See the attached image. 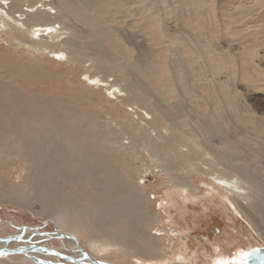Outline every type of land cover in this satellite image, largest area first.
Masks as SVG:
<instances>
[{"label": "bare ground", "instance_id": "bare-ground-1", "mask_svg": "<svg viewBox=\"0 0 264 264\" xmlns=\"http://www.w3.org/2000/svg\"><path fill=\"white\" fill-rule=\"evenodd\" d=\"M120 2L121 0H0V32L17 45L24 43L31 51L47 56L49 54L52 56L49 60L55 64L59 59L54 55L64 54L67 60L77 64L84 62L83 59L87 57L93 62L94 58L98 68L104 66L118 74L121 81L125 82L124 87L113 81L106 90L111 91L113 99L122 105L123 114L128 116L120 123L115 122L117 128L111 129V122L117 120L103 122L81 115L80 109L70 97L43 95L34 88H24L17 83L14 74L18 71L25 72L24 69L16 66L6 70L1 68L0 157H21L27 174V186L10 184L0 175V203L9 202L31 208L34 201H39L38 212L49 218L42 222V226L52 224L53 231H41L38 228L39 232L36 233L26 230L24 235H31L28 241L33 243L42 237L45 245H40L51 248V238H64L67 240L66 250L72 247V257H78V246L84 248L79 242L83 230L85 234L89 233L85 238L88 241L87 247L94 256L87 253L94 259L112 262H107L109 264H163L161 258L164 249L169 247L165 241L170 239L165 240V236L158 237L146 232L154 222H160L161 218L153 216L149 210V196L139 186L136 178L142 172L141 164L149 160L152 165L163 167L169 179L188 187L191 179L186 180L183 175L177 174L178 171L183 174L187 172V166H178L176 159L180 158L186 160L190 169L194 163H198L199 172L210 175L205 182V189L230 200L237 211L254 228H258L256 229L264 240V230H259L264 228V184L259 183L245 165L228 159L225 149L232 151V146L235 147L231 140L223 139L221 146L220 143L214 145V142L211 145L208 137L221 132L219 122L204 113L196 116L186 107H180L181 102H175L171 107L160 104L158 100L151 98L147 88L140 84L137 77H125L127 74L123 62L110 57V50L117 53V49L106 43V40L113 30L112 24L115 21L112 18L124 6ZM142 4L146 8H143V14L148 13L146 18L149 22L151 19L148 7H152V1ZM73 16L83 17V26L87 28L83 29L75 23ZM184 43L191 46L189 50L185 47L181 51L183 57L179 60L190 62L188 53L196 52L187 39ZM192 56L193 62L198 63V53ZM165 67L167 68L166 62ZM168 67L174 76L187 78L185 64L181 65L182 73L169 64ZM148 68L145 71L152 77L155 70L153 64L149 63ZM31 70L36 72L37 66L33 65ZM2 71H9V75H2ZM32 71V77H37ZM84 79L89 83H85ZM84 79H79V84L83 83L87 88H100L108 82L98 75L85 74ZM196 79L198 80L197 77ZM164 80H167L166 85L172 84L170 75ZM184 91L188 100L198 99V93L188 82ZM129 93L131 96H128ZM180 100L183 101V97ZM129 101L141 104H135L134 107L132 105L128 111L125 107L130 106ZM134 114L137 118L132 120ZM130 121L136 123V129ZM126 126H129L130 135L126 137L129 138L127 144H124L120 138L127 129ZM198 155L201 157L196 159ZM129 159H139L140 162L130 163ZM168 169L173 172H168ZM129 222H133L131 224L135 232H128ZM142 227L148 230L144 231ZM98 235L101 240L97 239ZM108 236L114 242L108 241ZM14 244L21 245L23 242ZM24 244L28 245V242ZM40 254L42 253L35 257L39 258ZM46 255L39 259L50 262V257L51 262L61 263L56 255ZM111 255L114 257L112 260L109 259ZM19 256L24 255L2 256L0 264H20L24 259Z\"/></svg>", "mask_w": 264, "mask_h": 264}, {"label": "rangeland", "instance_id": "rangeland-1", "mask_svg": "<svg viewBox=\"0 0 264 264\" xmlns=\"http://www.w3.org/2000/svg\"><path fill=\"white\" fill-rule=\"evenodd\" d=\"M146 1H152V7H148L150 23L146 18L148 13L143 14L146 8L142 7V3ZM120 3L124 6L118 10L117 16L112 18L115 22L111 23L114 26L106 43L117 49V53L110 50V57L123 62L126 70L124 72L127 74L125 77H137L140 84L147 88L151 98L158 100L162 105L171 107L175 102H181L180 107H186L196 116L204 113L209 118L213 117L219 122L221 132L208 137L211 145L220 143L221 146L223 139L231 140L235 147L232 146V151L225 149L228 159L245 165L263 185L264 0H121ZM75 18V23L83 29L87 28L83 26V17ZM185 39L198 53V63L193 62L192 55L196 53L192 51L188 53L190 62L179 60L183 57L181 51H184L185 47L189 50L191 46L185 45ZM48 56L31 51L24 43L17 45L0 32V69L6 70L13 66L24 69L25 72L18 71L14 74L15 81L24 88H34L43 95L70 97L80 109L81 115L103 122L117 120L111 122V129L117 128L115 122L120 123L128 117L123 114V107L118 104V100L113 99L111 91L106 90L113 81L124 87L125 82L121 81L118 74L105 69L104 66L98 68L94 58L93 62L87 57L83 59L84 62L77 64L67 60L64 54L54 55L59 59L55 64L49 60L52 56ZM149 63L153 64L155 70L152 74L155 77L145 71ZM168 64L181 73V65L185 64L187 78L174 76ZM33 65L37 66L36 72L31 70ZM31 71L37 77H32ZM2 72V75H9V71ZM85 74L98 75L108 82L100 88L94 85L87 88L85 84H79V79L83 80ZM169 75L172 84L166 85L167 80L164 79ZM84 82L89 83L85 79ZM187 82L198 93V99L188 100L185 97L184 86ZM181 97L183 101L180 100ZM130 101V106L125 107L128 111L132 105L134 107L135 104H141H132ZM132 116V120L137 118L136 114ZM131 124L136 129V123L132 121ZM126 128L123 130L124 134L122 133L123 138H120L124 144H127L129 138L126 137L130 135L129 126ZM198 156L196 159L201 157ZM176 160L180 168L187 166V172L183 174L178 171L177 174L183 175L186 180L191 179L188 187L169 179L163 167L152 165L149 160L141 164L142 172L136 178L139 186L149 196V210L153 216L158 215L161 218L160 222H154L150 230L142 227L143 230H148L147 233L158 237L165 236V240L170 239L165 241L169 247L164 249L161 258L163 264H217L219 261L225 264L229 261L239 264L247 260L246 253L250 249L264 246L258 228H254L230 200L222 198L217 192L205 189V182L210 175L207 177L199 172L198 163H194L195 166L190 169L185 159ZM133 161L128 160L130 163ZM139 162V159L134 161L135 164ZM167 166L164 167L169 168ZM0 175L10 184L27 186V174L20 156L1 155ZM39 208V201H34L31 208L9 202L0 203V238L15 233V224L42 225V222L49 218L41 215ZM131 223L133 222L128 224V232L135 230ZM40 230L51 232L53 225H44ZM259 230L261 232L264 228ZM88 234L82 230L79 242L87 249L85 251L91 254L86 239ZM40 239L35 242L45 245V240L43 241L42 237ZM97 239L102 238L98 235ZM107 240L113 241L111 236H108ZM49 241L51 248L74 255L72 247L66 250V239L51 238ZM35 253L39 255V252L31 254L36 256ZM44 254H40L39 258L44 257ZM19 257L25 260H21L20 264L34 263L26 256ZM112 258L114 259L111 255L109 259ZM48 260L52 261L50 257ZM57 260L63 264H77L60 257Z\"/></svg>", "mask_w": 264, "mask_h": 264}, {"label": "water", "instance_id": "water-1", "mask_svg": "<svg viewBox=\"0 0 264 264\" xmlns=\"http://www.w3.org/2000/svg\"><path fill=\"white\" fill-rule=\"evenodd\" d=\"M20 225H15L14 228L16 229V232L13 234H10L6 237L0 238V257L5 255H24L28 257L31 261H33L36 264H62L57 262H48L42 259H39L38 257H35L31 253L33 252H39V253H45V254H52L56 255L58 258L62 257L66 261L74 262L77 264H109L107 262L99 261L97 259H94L92 256H90L84 248L81 246L79 247L80 255L78 257H72L73 255H67L66 253H62L58 251L57 249L48 248L46 246L40 245L39 243H33L30 240L29 237L26 236L25 231L30 230L34 232H39L38 228L41 229L42 225H38L37 227H32L28 225H22L21 227H18ZM20 230V232H18ZM18 232V233H17ZM14 242H23L21 245H16ZM24 242H28V245L24 244ZM72 252V251H70ZM247 260L242 261L239 264H264V246H260L257 248L250 249L247 253ZM227 264H234L232 261L227 262Z\"/></svg>", "mask_w": 264, "mask_h": 264}, {"label": "snow or ice", "instance_id": "snow-or-ice-1", "mask_svg": "<svg viewBox=\"0 0 264 264\" xmlns=\"http://www.w3.org/2000/svg\"><path fill=\"white\" fill-rule=\"evenodd\" d=\"M217 264H225V262L219 261V262H217Z\"/></svg>", "mask_w": 264, "mask_h": 264}]
</instances>
